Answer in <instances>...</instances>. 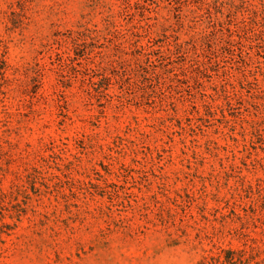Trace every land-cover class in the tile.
<instances>
[{"label":"rangeland","instance_id":"1","mask_svg":"<svg viewBox=\"0 0 264 264\" xmlns=\"http://www.w3.org/2000/svg\"><path fill=\"white\" fill-rule=\"evenodd\" d=\"M0 264H264V0H0Z\"/></svg>","mask_w":264,"mask_h":264}]
</instances>
